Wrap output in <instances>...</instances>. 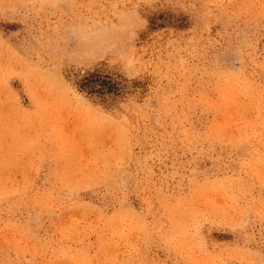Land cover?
Returning <instances> with one entry per match:
<instances>
[{"label": "rangeland", "instance_id": "374dc122", "mask_svg": "<svg viewBox=\"0 0 264 264\" xmlns=\"http://www.w3.org/2000/svg\"><path fill=\"white\" fill-rule=\"evenodd\" d=\"M0 264H264V0H0Z\"/></svg>", "mask_w": 264, "mask_h": 264}, {"label": "bare ground", "instance_id": "6f19581e", "mask_svg": "<svg viewBox=\"0 0 264 264\" xmlns=\"http://www.w3.org/2000/svg\"><path fill=\"white\" fill-rule=\"evenodd\" d=\"M97 33V32H96ZM85 38V37H84ZM93 38H95V37H93ZM98 40V39H97ZM92 41V40H91ZM88 44V43H87ZM97 51V50H96ZM99 52V51H98ZM100 52H101V50H100ZM93 54V53H92ZM98 55H99V53H98ZM70 118V117H69Z\"/></svg>", "mask_w": 264, "mask_h": 264}]
</instances>
